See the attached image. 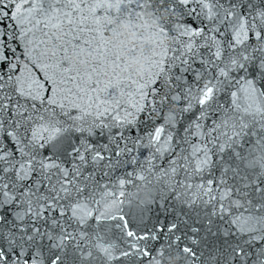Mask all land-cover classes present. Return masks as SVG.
<instances>
[{"label": "snow or ice", "instance_id": "6c2138e0", "mask_svg": "<svg viewBox=\"0 0 264 264\" xmlns=\"http://www.w3.org/2000/svg\"><path fill=\"white\" fill-rule=\"evenodd\" d=\"M0 264H264V0H0Z\"/></svg>", "mask_w": 264, "mask_h": 264}]
</instances>
